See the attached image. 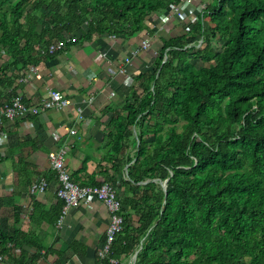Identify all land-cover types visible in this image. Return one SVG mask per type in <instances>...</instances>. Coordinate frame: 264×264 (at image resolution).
Segmentation results:
<instances>
[{"label":"trees","instance_id":"16d2710c","mask_svg":"<svg viewBox=\"0 0 264 264\" xmlns=\"http://www.w3.org/2000/svg\"><path fill=\"white\" fill-rule=\"evenodd\" d=\"M181 4L0 0V52L7 57L0 65V108L16 97L18 81L32 67L71 46L112 36L153 37L151 19ZM197 15L185 34L160 38L155 68L134 78L125 104L105 108L111 114L105 165L86 180L80 174L92 151L83 148L84 139L78 146L86 159L70 173L72 180L111 184L122 201L123 229L96 264H131L137 252L136 264H264V0H212ZM68 39L55 55L36 48ZM40 148L38 138L29 137L9 148L22 153L13 172L23 186L32 185L37 167L27 160ZM2 153L0 147V163L7 159ZM51 176L57 177L54 171L45 175L48 181ZM63 207L59 199L56 223ZM0 240L14 241L1 230ZM33 257L35 264L39 257Z\"/></svg>","mask_w":264,"mask_h":264},{"label":"crops","instance_id":"0c3cea01","mask_svg":"<svg viewBox=\"0 0 264 264\" xmlns=\"http://www.w3.org/2000/svg\"><path fill=\"white\" fill-rule=\"evenodd\" d=\"M164 16L171 17L169 14L156 16L151 19L152 26H161ZM160 38L159 33L153 37L138 34L130 39H100L80 48L71 46L57 59L35 68L37 73L28 81L21 82L23 77L20 78L16 96L26 98L30 104L40 103L48 97L50 90H60L74 106L49 111L37 116L36 121L5 122L0 128V147L7 158L0 163V230L14 240L5 245L0 240V252L4 253L6 264H32L33 256L39 257L35 264H96L110 223L107 210L99 202L82 204L72 209L64 224L59 226V221L56 223L57 177L46 179L49 187L44 195H30L29 185L20 184L13 172L14 161L22 153L19 150L12 152L9 148L18 146L27 137L38 138L41 148L27 160L37 167L31 180L33 184L53 172L47 154L62 145L68 146L66 165L69 172L81 169L86 155L78 146L84 139L83 148L91 150L92 154L87 172L80 174V178L88 179L98 171L99 165H105L102 163L107 150L104 136L109 132L105 125L111 117L110 113L104 114L105 108H120L125 104L135 86L134 78L149 69L153 54L159 51L155 49ZM145 39H151V50L141 52L126 64L130 51L140 47ZM120 67H126V74L111 77L109 69ZM77 108L82 109L83 118ZM72 128L78 131L76 136L70 135ZM55 132L63 135L65 141H56ZM99 180L102 181V177ZM16 243L19 245L15 246Z\"/></svg>","mask_w":264,"mask_h":264},{"label":"built area","instance_id":"2783aa9c","mask_svg":"<svg viewBox=\"0 0 264 264\" xmlns=\"http://www.w3.org/2000/svg\"><path fill=\"white\" fill-rule=\"evenodd\" d=\"M199 0H182L181 5H172L170 7V14L174 17H182L184 8H191ZM211 3V2H210ZM205 8H201L205 10ZM158 30L163 32L166 27L155 26ZM112 39H117V37L112 36ZM71 39L67 41H60L58 43L52 44L47 50L43 49L40 45L36 48L43 54L55 55L59 52L66 50L67 44ZM151 39H145L140 44V47L135 48L130 51L128 58L125 60L126 64H130L132 60L138 57L141 52H146L151 48ZM126 67H120L119 69H109L111 77H116L119 75L126 74ZM36 70L32 67L26 74L25 77L21 79V82H26L28 79L32 78L36 74ZM74 106L72 100L66 97L60 90H50L48 97L44 98L40 103L27 105L23 100V97L18 95L13 97L9 102H7L3 107L0 108V123L3 119L8 122H15L17 119L25 118L28 116H42L47 114L49 111H61L64 109H71ZM76 110V109H75ZM80 118H83V111L81 108H77ZM54 138L58 142L65 141L63 135L59 132H55ZM78 131L75 128L70 130V135L76 136ZM68 154V146L62 145L59 149L51 150L47 154V159L50 163L51 169L57 175V181L59 184L57 190L58 199L64 202V207L58 222L61 226L64 224L66 217L69 215L70 211L74 208L79 207L82 204L91 205L94 202L101 203L107 210L110 216V223L106 230V240L99 252L100 259L104 260L108 257L111 246L115 240V237L123 229L124 219L121 216L122 201L118 196L117 190L108 183L102 185L94 186H81L72 180L71 174L66 165V157ZM49 184L46 178H41L39 181H35L29 188L30 195L40 196L44 195L48 190ZM112 264H118V261L111 260ZM0 264H6L5 257L0 253Z\"/></svg>","mask_w":264,"mask_h":264},{"label":"rangeland","instance_id":"374dc122","mask_svg":"<svg viewBox=\"0 0 264 264\" xmlns=\"http://www.w3.org/2000/svg\"><path fill=\"white\" fill-rule=\"evenodd\" d=\"M210 2H212V0H199L195 2L193 7L184 8L183 16L181 18L171 16L170 11H169L168 14L169 16H171L169 17V19L165 16L164 18H161V21H162L161 24L165 26L166 29L163 32H160L158 30V33L160 34L161 37H164V38H170V37H173L179 34H185L186 32L189 31V29L193 26V24L197 22V16H198L197 14L202 10L201 8H205V6ZM175 23L177 24L175 25ZM155 30H157V28H155ZM154 40H156V38ZM157 42L159 43V45L155 50L157 49L160 50L162 46V42L159 39H157ZM214 45L217 47V42H214ZM150 50L151 49H149L148 51ZM156 56H157V53L153 54L152 56L153 60H152L151 65L149 66V69L155 68V61L153 57L156 58ZM4 59H5L4 51H1L0 52V65L2 64ZM202 65H203L202 63H198V66H202ZM150 140H152V138H150Z\"/></svg>","mask_w":264,"mask_h":264},{"label":"water","instance_id":"95a60500","mask_svg":"<svg viewBox=\"0 0 264 264\" xmlns=\"http://www.w3.org/2000/svg\"><path fill=\"white\" fill-rule=\"evenodd\" d=\"M167 62H168V55L165 56V59H164V63H163V65L166 64ZM126 173H128V167H126ZM167 182H168V181L161 182V185H162L164 191L167 190ZM146 183H147V182H144L143 184H146ZM137 255H138V252L134 255L133 260H132V264H136Z\"/></svg>","mask_w":264,"mask_h":264}]
</instances>
